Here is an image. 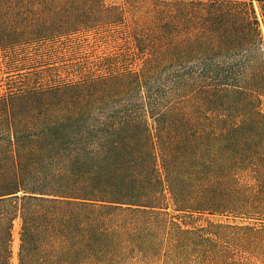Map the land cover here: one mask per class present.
<instances>
[{
	"label": "trees",
	"instance_id": "obj_1",
	"mask_svg": "<svg viewBox=\"0 0 264 264\" xmlns=\"http://www.w3.org/2000/svg\"><path fill=\"white\" fill-rule=\"evenodd\" d=\"M263 26L264 0H0V264L17 222L18 264H264Z\"/></svg>",
	"mask_w": 264,
	"mask_h": 264
},
{
	"label": "rangeland",
	"instance_id": "obj_2",
	"mask_svg": "<svg viewBox=\"0 0 264 264\" xmlns=\"http://www.w3.org/2000/svg\"><path fill=\"white\" fill-rule=\"evenodd\" d=\"M111 2H116V3H123L125 0H109ZM257 11L260 13V9L258 4H255ZM263 31H264V26H263ZM112 48L109 45H105L103 44L102 46H97L96 47V51L95 54L97 55H108L112 52ZM7 76L8 73L6 70L1 69L0 67V90L5 91L7 89ZM170 212L173 213V211L171 210ZM176 214V213H174ZM208 221H212L214 223H223V224H230V225H243V224H248V223H255V221H245L243 219L240 218H235L233 216L231 217H221V216H210V215H205L203 217H198L195 216L192 219L188 218L185 220L184 223L187 224V228H192L195 226H207ZM19 229H20V225L17 222L15 224V229H14V243H13V264H18V251H19ZM255 248V247H254ZM256 249V248H255ZM262 254L264 255V247L261 250ZM251 263L248 264H261L260 262L257 261V258L253 257L252 258Z\"/></svg>",
	"mask_w": 264,
	"mask_h": 264
}]
</instances>
